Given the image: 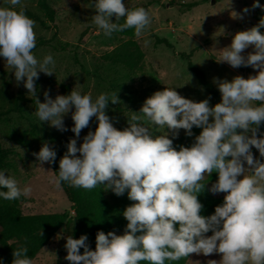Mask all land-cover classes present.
<instances>
[{
	"label": "clouds",
	"instance_id": "obj_1",
	"mask_svg": "<svg viewBox=\"0 0 264 264\" xmlns=\"http://www.w3.org/2000/svg\"><path fill=\"white\" fill-rule=\"evenodd\" d=\"M3 3L11 6H0V57L12 66L16 82L22 81L29 92H35V79L40 72L52 74L49 65L55 61L51 53L41 58L34 55L36 21L26 14L22 0ZM93 3L92 22L108 36L128 27L139 35L151 22L144 6L126 7L124 0ZM256 6L264 9L259 0H253L252 7ZM113 15L115 22L110 19ZM121 17L124 21L118 23ZM261 27L264 15L258 24L235 32L231 43L220 49L218 61L232 67L250 65L259 71L247 78L240 74L230 80L214 78L221 93L215 104L210 105L209 97L193 100L181 95L177 87L166 86L147 96L140 109L128 117V126L118 129L106 111L110 100L118 101L117 92H100L93 97L90 91L82 93L75 85L67 94L52 98L45 90L43 102L36 99L35 115L60 131L68 130L63 116L74 108L71 131L75 135L69 137L52 181L57 185L67 181L85 189L100 184L117 196L127 191L128 199L134 201L122 212L127 220L122 234L98 229L94 249L87 233L78 238L68 235L65 260L70 264H138L140 260L164 264L166 258L217 252L222 254L220 264H264V161L260 159L264 157V130L259 129L264 121ZM250 45L254 51L244 54ZM92 117L97 121L95 130L89 127L78 145L81 129L89 126ZM143 119L147 123L141 122ZM151 126L165 131L157 135ZM193 126L201 130L190 145L173 144L181 128L186 136H193ZM252 146L258 149V157H254ZM33 155L41 163L52 164L57 151L44 142ZM213 170L217 179L208 191L225 194L214 211L204 215L198 194L205 184L200 181ZM5 173L0 169V198L11 200L31 193L30 184L21 186L14 176ZM27 253L25 246L15 248L11 264H33ZM0 264H4L2 258Z\"/></svg>",
	"mask_w": 264,
	"mask_h": 264
},
{
	"label": "rangeland",
	"instance_id": "obj_2",
	"mask_svg": "<svg viewBox=\"0 0 264 264\" xmlns=\"http://www.w3.org/2000/svg\"><path fill=\"white\" fill-rule=\"evenodd\" d=\"M193 1L197 4H188ZM22 2L24 7L37 13L42 20H35L36 44L32 49L34 55L41 58L44 54L51 53L55 63L49 65L52 74L39 73L38 86L35 84L36 91L29 92L22 81L19 84L16 82L12 66L5 63V58L0 57V76L10 79V92L30 98L23 102L20 112H12L8 118L0 119V138L4 146L13 150L12 158L17 167L9 169V174L14 176L21 186L31 185L32 191L27 195L28 199L20 204L22 211L69 212L67 222L32 258L33 264H70L64 259L67 252L64 244L75 222L72 202L61 185L52 181L51 178L56 175L51 165L46 161L39 162L33 152L38 151L44 142L51 146L71 133V125L74 123L71 118L73 109L63 116V123L68 126V130L60 131L47 121L41 122L35 115L36 99L43 102L45 90L52 98L57 94H64L63 85H69L71 88L76 85L82 93L90 91L93 97L100 92H117L118 101L113 103L110 100L106 111L118 129L128 126V117L132 111L140 109L147 96L166 86L177 87L176 90L181 95L193 100L199 101L209 97L210 105L215 104L220 100V91L218 96H214L201 86L193 71L189 69L187 59L180 53L192 51V63L204 70L207 78L217 89L214 78L230 80L237 74L245 78L250 73L255 75L259 69H254L250 65L232 67L227 62L218 60L220 49L231 43L235 32L245 30L255 22L256 14L262 8L252 7L253 0H124L126 7L146 4L151 17L146 29L139 35L134 34L145 52L142 67L130 69L120 63L101 58L103 52L113 48L126 36L113 32L108 36L103 30H98V26L92 22V15L95 12L93 0H47L55 11L54 21H51L46 12L39 7V0ZM259 2L264 5V0ZM0 6L11 5H5L3 0H0ZM245 7L248 8L247 12L243 11ZM110 19L115 22V15ZM84 29H87V32L79 41ZM155 34L168 38L172 45L157 42ZM251 51H254V48L250 45L243 53ZM252 103L259 104L260 101ZM141 122L147 123V120L143 119ZM96 125L95 117L90 118L89 126L81 129L80 137L77 139L78 145L89 127L94 131ZM151 127L154 132L157 131V135L165 131L163 128ZM259 129L264 130V121L259 125ZM196 134L198 133L193 132V136H186L185 130L181 128L179 135L173 139V144L188 146ZM252 152L254 157L259 156V151L254 146ZM260 159L264 161V157ZM209 175H205L201 180L205 182L207 188L217 179V176L211 179ZM104 191L106 198L111 201L115 199L110 189L104 187ZM210 194L213 197H220L225 193ZM111 230H115L117 234L123 233L115 226ZM221 256L222 254L217 252L190 253L184 264H212L210 260H216L215 264H220Z\"/></svg>",
	"mask_w": 264,
	"mask_h": 264
},
{
	"label": "trees",
	"instance_id": "obj_3",
	"mask_svg": "<svg viewBox=\"0 0 264 264\" xmlns=\"http://www.w3.org/2000/svg\"><path fill=\"white\" fill-rule=\"evenodd\" d=\"M188 4L196 5L197 2L193 1ZM38 5L46 12L51 21L55 20L54 8L47 0H39ZM142 6L146 8V4ZM25 11L34 20L42 21L41 17L30 8L25 7ZM262 15H264V9H261L256 14V21L252 22L246 29L258 24ZM123 21L124 18L119 20L118 23H123ZM260 31L264 32V27H261ZM86 32L87 29L82 31L79 41L82 40ZM113 33L123 34L126 38L121 40L113 48L103 52L101 58L106 61L120 63L130 69L141 68L145 52L138 40L134 37V28L128 27L120 31L114 30ZM155 37L157 42L172 45L166 37H160L157 34H155ZM180 54L187 59L188 67L195 74L198 83L212 95L218 96L219 90L207 78L204 70L192 63V51L188 53L181 52ZM35 84L37 87L38 77L35 79ZM9 86L10 79L1 75L0 119L8 118L12 112H20L23 107V102L30 100L29 97L23 94H12ZM71 89L69 85H63L62 88L64 94H67ZM200 130L199 127L193 126V132L199 133ZM73 134L71 131L66 138L60 139L50 146L54 147L57 151L55 162L50 164L55 175H57L59 168L58 161L66 150L69 137H72ZM12 153L13 150L10 147L4 146L0 138V169L6 171L5 175L9 174V169H15L17 167L12 158ZM216 176L217 173L215 170L209 175L211 179ZM200 183L205 184L204 181H200ZM60 185L68 199L72 202V207L75 212V222L70 234L74 238H78L81 234L87 233L88 243L94 249L95 235L98 229L107 232L115 226L121 231H124L127 220L122 215V212L127 205L132 203L127 197V191L119 196L114 194L115 199L111 201L105 197L104 185L98 184L91 189L73 186L67 181H61ZM27 199L28 197L24 195L11 200L0 198V258L3 259L4 264H11L14 258L12 255L13 250L19 246L27 247V254L33 258L69 218V212L67 210L24 213L20 204ZM198 199L203 204V208L201 209L202 214L208 215L214 211L215 205L222 202L223 196L213 197L205 184V188H202L201 193L198 194ZM41 232L42 234H40ZM80 251L83 252L82 247ZM187 257L182 256L176 260L166 258L164 264H184ZM138 264H151V262L148 260H140Z\"/></svg>",
	"mask_w": 264,
	"mask_h": 264
}]
</instances>
